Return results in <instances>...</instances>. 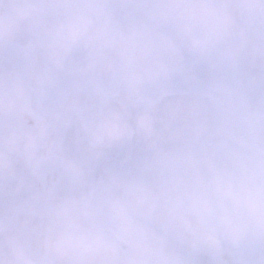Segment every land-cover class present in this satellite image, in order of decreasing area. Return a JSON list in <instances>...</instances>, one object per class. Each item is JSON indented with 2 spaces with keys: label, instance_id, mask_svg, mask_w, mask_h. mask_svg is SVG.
<instances>
[{
  "label": "clouds",
  "instance_id": "obj_1",
  "mask_svg": "<svg viewBox=\"0 0 264 264\" xmlns=\"http://www.w3.org/2000/svg\"><path fill=\"white\" fill-rule=\"evenodd\" d=\"M0 264H264V0H0Z\"/></svg>",
  "mask_w": 264,
  "mask_h": 264
}]
</instances>
